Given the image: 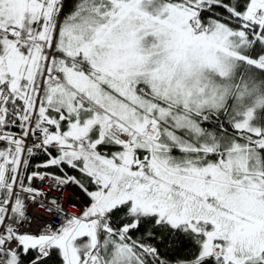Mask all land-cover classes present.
Returning a JSON list of instances; mask_svg holds the SVG:
<instances>
[{
    "label": "snow or ice",
    "instance_id": "obj_1",
    "mask_svg": "<svg viewBox=\"0 0 264 264\" xmlns=\"http://www.w3.org/2000/svg\"><path fill=\"white\" fill-rule=\"evenodd\" d=\"M0 264H264V0H0Z\"/></svg>",
    "mask_w": 264,
    "mask_h": 264
}]
</instances>
